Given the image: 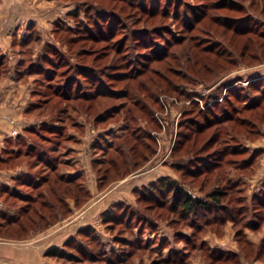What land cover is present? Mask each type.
Here are the masks:
<instances>
[{"label": "rangeland", "instance_id": "rangeland-1", "mask_svg": "<svg viewBox=\"0 0 264 264\" xmlns=\"http://www.w3.org/2000/svg\"><path fill=\"white\" fill-rule=\"evenodd\" d=\"M7 73L31 123L9 165L32 183L0 185V241L56 229L62 247L40 248L41 264H264V0H0ZM216 99L233 118L198 114ZM161 180L228 190L227 209L184 215L167 184L147 198Z\"/></svg>", "mask_w": 264, "mask_h": 264}, {"label": "crops", "instance_id": "crops-1", "mask_svg": "<svg viewBox=\"0 0 264 264\" xmlns=\"http://www.w3.org/2000/svg\"><path fill=\"white\" fill-rule=\"evenodd\" d=\"M13 11H15L12 16L14 19H23V17H19V14H17V9ZM21 21L24 23L28 21V19L25 17ZM13 22L14 21L9 23L8 28H11ZM13 26L15 28L17 27L15 23ZM7 74L8 76L4 80L0 77V160L1 163L5 164V166L0 168V185H3L9 192H14V190H16L15 183H25L26 180H28L23 178L28 175V170L24 166L19 167V165L17 169H12L9 162L14 156L20 155V149L16 148L17 141L22 139L25 135V128L31 123L27 121L24 115V95H17V91L23 89L24 86L21 85L20 87L16 81L9 78L12 73ZM11 145L12 148H10ZM64 175L67 174L64 173ZM72 175L73 173H70L67 177ZM84 226L85 225L80 226L78 229L80 231L86 229ZM65 228L66 227L61 230L67 231ZM55 230L56 229L47 234L44 233V235L37 238V240L26 244L0 241V264H41V256L39 253L42 249L40 248L45 247L46 251H48L56 247H62L61 243H63V240H60L61 237L58 239V231ZM58 241H60V244L57 243ZM35 243L37 245H35ZM35 252H38V260L34 257Z\"/></svg>", "mask_w": 264, "mask_h": 264}, {"label": "trees", "instance_id": "trees-1", "mask_svg": "<svg viewBox=\"0 0 264 264\" xmlns=\"http://www.w3.org/2000/svg\"><path fill=\"white\" fill-rule=\"evenodd\" d=\"M154 8L155 7H153L152 9H150L151 10L150 11L151 12L150 14H155L157 12ZM145 10H146V7H145ZM94 37H95L94 39L96 41L99 40L100 38L101 39H108L107 36H105L103 38L102 37L98 38L97 36H94ZM179 41L180 40H177V39L169 41L168 44H167V48L168 49L166 48L164 50L165 51L164 54L163 53H157V54L156 53H152V55H148L146 57V59H147L146 62H144L142 64V67L143 68H140V69H136L135 68V69H133L134 70L133 74H135L136 76H141L144 73H146L147 71H149L150 66H151L150 65V62L153 61V60H156V59H159L160 60L162 58L167 57L169 55V49L173 45H175L176 43H178ZM126 74H127V72L126 73H114V76H116L117 78L120 79L121 77H124V75H126ZM170 82H172V81L170 80ZM249 84H250V82H249ZM157 85H159V83ZM155 86H156V84H155ZM101 87L99 86L98 89H96V92L95 93L88 94L87 91H86L85 93H83V94L81 93V94H78L76 96L82 97V99L89 100L90 99L89 97H90L91 94L93 95V97H96L98 94L102 93ZM233 88H234V86L233 87H230L229 89H227V94L225 96H223V97L220 96V98L222 99V102H225V101H228L229 102L230 94L233 93L234 90H236L235 88L234 89ZM63 94H65L64 97H67L69 93L67 91H65ZM216 95L219 96V94H216ZM152 97H153L154 100H157L158 99V97H155V96H152ZM218 102H221V101L216 99V100L210 102V104H209L210 107L207 108V109L200 108L199 111H198L199 112L198 114L199 115H202L203 113L206 112V115L208 116V115H210L209 113H215V114H212L213 116H210V118L208 119V122L209 123L213 122L214 119H215V121L217 123H220V122L223 121V118H226V119L233 118L234 115L229 114V111H227V110H224V112H222V113H219L218 112L219 114L216 113V111H218V108H217ZM192 104H197V102L196 101H193ZM251 105L252 104H250V105L248 104V106H251ZM144 108H146V106H144ZM195 120H196V118H193L192 119V122L195 123ZM202 127H203V125H199V129L202 128ZM39 157L41 158L42 155H39ZM218 163L219 162H215L213 166L216 167V165ZM55 168H53V169H55ZM59 178H60V180L62 182H65L67 184H74L72 182L73 179H74V177H72V176H68L67 177V176L61 175ZM48 179H49V177L46 179V181ZM27 181H28V183L31 182L30 179H28ZM160 182L161 183H158V182L151 183V185L148 188V190H150V191L147 192L146 190H144L143 191L144 194L146 196H148L147 198H151V199L152 198H157V199L158 198H162L165 195V193H164V190H165L164 184H167V186H166L167 190L168 189H170V190L173 189V204H174V206L175 207H178V208H181L182 209V213L184 215H188V214L195 215V214H198L200 212L209 213V212H214V211H216L218 209H221V210H223L225 208L227 209V205H223L224 204L223 203V199L227 196L228 190H223V189L217 188V189H215L214 191H212L210 193L209 199H204V198H201L199 196H195L192 193H187L183 189L182 186H180V185L179 186H176V184L173 183V182H169L168 181V183H162L163 182L162 180ZM37 183H40V180H38ZM149 193H151V194H149ZM232 209H233V211H232ZM232 209H231L232 213H235V211H236L235 210V206L232 207ZM82 232L83 233H88V232H90V229H88V228L83 229ZM212 252H213L212 253L213 256L214 257H217V259H219V260H222L223 258L229 259V258H231L233 256L237 257V255H238L236 253H234V254H227V253H225L223 251H217V250H213Z\"/></svg>", "mask_w": 264, "mask_h": 264}]
</instances>
